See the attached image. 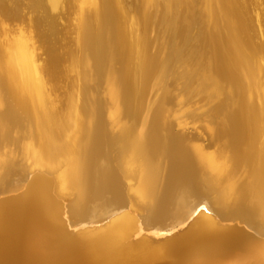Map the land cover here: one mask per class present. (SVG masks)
<instances>
[{
    "label": "bare ground",
    "instance_id": "obj_1",
    "mask_svg": "<svg viewBox=\"0 0 264 264\" xmlns=\"http://www.w3.org/2000/svg\"><path fill=\"white\" fill-rule=\"evenodd\" d=\"M200 2L74 0L63 62L0 0V264H264V2Z\"/></svg>",
    "mask_w": 264,
    "mask_h": 264
},
{
    "label": "rangeland",
    "instance_id": "obj_2",
    "mask_svg": "<svg viewBox=\"0 0 264 264\" xmlns=\"http://www.w3.org/2000/svg\"><path fill=\"white\" fill-rule=\"evenodd\" d=\"M3 2H4V5H6V11L8 12L10 9H11V11L13 10H15V11H17L18 12V15L21 17V19L23 20V21H28V22H31V23H34L35 22V20L37 19V22L39 21V22H41V26H40V30L44 33V34H46V38H47V40L51 43V44H53V47H55L56 49H58V47L60 46V48L59 49H61L60 51L62 52L61 53V57H62V60H63V62L65 61V59H67V56H68V51L70 50V49H72V46H73V44L70 42L71 41V39L73 38V34H72V32H69V34L67 35V36H65V37H63V35L62 34H59V33H57L56 32V29L57 30H61V29H63V27L64 26H66L65 24H68V22H66L67 20L69 21V25H70V27L71 26H73V24H74V22H73V17H70V15L73 13V10H74V0H65V2H64V4L63 3H61L60 4V7L55 11V14H52V13H50L49 12V9H48V6L46 5V3H44V1L43 0H2ZM43 1V2H42ZM127 2H128V4H133L134 5V7H135V9L137 8V7H139V8H137L136 10L138 11V9H140V7H141V0H126ZM130 1V2H129ZM192 4H191V6H192V8L194 9L193 10V12H194V14H198L197 16H199V9L201 10V0H193V1H191V0H189ZM196 1V5L194 4V2ZM263 2H264V0H262ZM39 4H38V3ZM201 3V4H198V3ZM68 3V4H67ZM140 4V5H139ZM197 5H199V7L197 6ZM61 6H62V9H61ZM253 6V5H252ZM264 3L259 7V8H257L256 10H253L254 12H253V14L254 15H257L258 13L260 14V13H262V12H264ZM157 8H158V6H156ZM156 7H154L153 9H154V11H156L155 12V14L157 13V10H158V13L159 14H154V16H157L158 17V15H160V12H159V9L161 10V8H160V6H159V9H156L155 10V8ZM9 8V9H8ZM259 10V11H258ZM60 11V12H59ZM182 11H184V8L182 9ZM197 12V13H196ZM258 12V13H257ZM64 13V14H63ZM56 14H57V16H56ZM50 15V16H49ZM52 15V16H51ZM53 15H54V18H53ZM67 17H68V19H67ZM70 17V18H69ZM67 19V20H66ZM66 20V21H65ZM33 21V22H32ZM198 22V21H197ZM64 24V25H63ZM72 24V25H71ZM197 24V25H196ZM196 24H193L191 27H194V28H192V29H196L197 27H198V29H200V25L199 24H201V22H199V24L198 23H196ZM161 25V24H160ZM164 24H162L159 28H161V29H158L157 27L158 26H154V28H151V27H149L150 28V30H148V32L150 33L149 35H148V32H147V36H148V40L149 39H151L150 41H151V43H153L152 41H154V39H156V37L158 36H164L165 34H166V29L164 28L165 26H163ZM196 26V27H195ZM53 27H54V30H55V32H54V30H53ZM153 27V26H152ZM70 29V28H69ZM157 31H156V30ZM191 28H190V30H188V31H190L191 32V30H192ZM198 29H196V30H192V33L193 34H191L192 36H194L195 37V35H196V33L199 31ZM160 30H162L163 32H164V34H163V32H162V34H160L159 35V32H160ZM151 31V32H150ZM154 31V32H153ZM188 31H187V34L189 35V33H188ZM193 31H195V32H193ZM156 32H158V33H156ZM168 32V31H167ZM42 33V34H43ZM161 33V32H160ZM169 33V32H168ZM167 33V34H168ZM72 36H71V35ZM156 34V35H155ZM158 34V35H157ZM187 34H185L184 36L185 37H187L188 35ZM152 35V36H151ZM191 35H190V37L188 36V38H192L191 37ZM154 36H156V37H154ZM167 36V37H166ZM183 36V37H184ZM152 37V38H151ZM169 37V40L170 39H173L172 41L173 42H175L176 41V43L178 42L179 43V45L178 46H180V47H176V48H174V49H172V56H173V58L175 59V61H176V63H175V65H174V68L172 67L171 68V70H169L168 71V75L166 74V76L162 79V81H164V86L166 87H164L163 86V83L161 82V86H163V88L165 89V90H170L173 94H174V96H176L177 95V93L179 94V100L177 101L179 104H181L183 101L182 100H184V101H186V100H188V101H191L190 102V104L187 106V110L188 111H192L193 109H199V110H201V111H209V110H211V111H213V110H215L216 111V109H218V106H216L218 103L217 102H215V101H210V100H208V99H206V97L204 96V94L205 93H199V90H198V88H197V85H195L198 81H196V80H198V78H193V76L191 77V73L188 71V69L189 70H191V68L192 67H189L188 69H187V65H188V63L190 64V62L192 61V63H194V62H196L197 60H195V59H200V56H196V57H194V54L195 55H198L199 53H197L196 51V53L194 52V48L193 49H191L192 51H190V45L188 46V48H187V50L185 51V52H181V51H179L180 49L179 48H181V45H182V42L181 41H186V38H183V37H181L182 38V40H181V38L179 37V39H174V38H172L171 37V35L170 34H168V35H165L164 36V38L163 37H159V40H160V42H161V44H162V42L164 41V43H165V41L166 40H168L167 38ZM171 37V38H170ZM194 37L192 38V39H194ZM63 38H65L64 40H63ZM69 38V39H68ZM161 38V39H160ZM163 38V39H162ZM165 39V40H164ZM163 40V41H162ZM168 40V41H169ZM191 41V40H190ZM192 41H194V40H192ZM159 43V42H158ZM163 43V44H164ZM186 43V42H185ZM184 43V44H185ZM194 43L195 42H192V45H194ZM63 45V46H62ZM151 46H153V47H151L150 48V53L151 54H153V52L155 53V51H156V47H154V45L153 44H151ZM65 48V49H64ZM192 48V47H191ZM153 50V51H152ZM189 50V51H188ZM64 51V52H63ZM188 52L190 53V54H188ZM191 52H192V54H191ZM193 52H194V54H193ZM167 53H169V50H168V52L166 51V54ZM177 53V54H176ZM184 53V54H183ZM173 54H175V55H173ZM62 55H64V58H63V56ZM183 55V56H182ZM186 55V56H185ZM190 55V56H189ZM192 55H193V58H195V59H192ZM164 56V58L166 57V55L164 54L163 55ZM175 56V57H174ZM45 56H43V58H44ZM188 57V59H186ZM190 57V58H189ZM163 58V57H162ZM183 60H188V63L186 62V63H183ZM193 60H194V62H193ZM202 60H203V57H202ZM206 61V60H205ZM64 64V63H63ZM177 66V67H176ZM183 67V68H182ZM173 69H174V71H173ZM179 69V70H178ZM62 70H63V68H62ZM172 71V73H170ZM182 72V73H181ZM179 73H180V78H179ZM176 75H178V77H176L175 78V76ZM181 75H182V78H184L183 79V81H182V79H181ZM187 76V77H186ZM190 76V77H189ZM167 78V79H166ZM170 79V80H169ZM173 79H174V81H173ZM178 79H180V80H178ZM187 80V82H186V80ZM165 81H166V83H165ZM173 82V85H171L170 83H172ZM181 82L182 84H180V83H178V82ZM185 81V82H184ZM98 82H100V81H98ZM65 83V82H64ZM168 84V85H167ZM171 86H170V85ZM178 84V85H177ZM184 84V85H183ZM189 84V85H188ZM180 85V86H179ZM185 85L187 86V89H186V87H185ZM195 85V86H194ZM174 86V87H173ZM175 86H177V87H175ZM189 86H193V87H191L190 89H189ZM197 88V89H196ZM157 89V88H156ZM154 90V92L153 91H151L152 92V94L154 95V94H156L157 93V90ZM177 89V90H176ZM181 89V90H180ZM193 89V90H192ZM179 90V91H178ZM183 90H184V92H183ZM187 90V91H186ZM190 90H192V91H190ZM156 91V92H155ZM160 92V94H161V92H163L161 89L159 90ZM174 91H175V93H174ZM190 91V92H189ZM196 92V93H195ZM189 95H188V94ZM192 93V94H191ZM194 93V94H193ZM183 94V95H182ZM198 96V97H197ZM185 97V98H184ZM190 97H193L194 99H189ZM186 99V100H185ZM197 99V100H196ZM182 102H181V101ZM193 100V101H192ZM194 100L196 101V103L194 102ZM177 102L175 101V105H177ZM192 102L194 103V104H192ZM204 102V103H203ZM208 102V103H207ZM211 102V103H210ZM198 103L200 104V105H198ZM210 104V105H209ZM180 107V106H179ZM202 107H203V109H202ZM213 107H214V109H213ZM193 108V109H192ZM178 109V108H177ZM184 109H186V107L184 108ZM11 149H14V147H11ZM16 157L17 158H20L19 157V153H17L16 154Z\"/></svg>",
    "mask_w": 264,
    "mask_h": 264
},
{
    "label": "snow or ice",
    "instance_id": "obj_3",
    "mask_svg": "<svg viewBox=\"0 0 264 264\" xmlns=\"http://www.w3.org/2000/svg\"><path fill=\"white\" fill-rule=\"evenodd\" d=\"M199 206H200L199 204H197V205L193 206V209H192V211L194 212V211L196 210V208H197V207H199Z\"/></svg>",
    "mask_w": 264,
    "mask_h": 264
}]
</instances>
